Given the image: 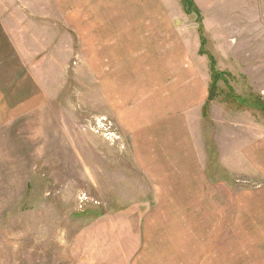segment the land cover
Returning a JSON list of instances; mask_svg holds the SVG:
<instances>
[{"label": "rangeland", "instance_id": "374dc122", "mask_svg": "<svg viewBox=\"0 0 264 264\" xmlns=\"http://www.w3.org/2000/svg\"><path fill=\"white\" fill-rule=\"evenodd\" d=\"M76 1L96 12L86 23L111 17L109 41L86 27L84 42L65 40L74 35L57 34L49 16L33 18L35 39H26L20 6ZM131 1L0 0V264H123L112 226L135 227L155 209L140 163L157 150L170 151L162 166L175 156L195 164L159 171L175 199L195 195L197 225L209 210L200 263L264 264V0H194L206 54L180 0H142L148 25ZM158 1L169 5V36L143 41L163 28ZM185 177L194 191L176 187ZM120 235L134 259L147 234Z\"/></svg>", "mask_w": 264, "mask_h": 264}, {"label": "crops", "instance_id": "0c3cea01", "mask_svg": "<svg viewBox=\"0 0 264 264\" xmlns=\"http://www.w3.org/2000/svg\"><path fill=\"white\" fill-rule=\"evenodd\" d=\"M141 1L142 0L131 1V4L127 6L132 9L134 7L135 13L139 14L143 23L148 25L149 21H147V11H144L143 4L141 3ZM80 2L81 1H76L74 3L57 2V6H52V4L47 2L45 4H42L43 7L40 5V3L36 2L33 4H28L25 7L20 6L23 7V9L28 10L26 25L29 33H27L26 39H35L34 34L36 33L37 23H34L35 21L33 18H43L49 16L52 18L59 19L56 23V25L59 24L60 27V30H56L57 34L59 33L60 35V33L62 32L66 33L67 31H70V33L74 35L73 37L65 36V40L73 39L78 42H84L85 39L83 37L82 32H84L86 27L91 29V33H95V35L92 37V40L102 43L104 41H109L111 39V17L107 19L102 18V20L98 22L93 21L92 23H86L84 21L85 17H90V15L93 16L96 14V12H94L93 8H89L92 6L84 5ZM154 6H156V13H158V16L156 17V22L162 24L163 28L159 29V32L151 37H148V35L144 33L139 37V39L143 41L153 40L159 42L160 40H166L165 37L169 36L165 34V30L168 27L167 24L170 20H172L171 13L166 11L169 5H166V3L163 1H158L155 2ZM20 7L18 6L17 8H15L16 12L18 11V9L20 10ZM109 15L110 13H108V16ZM121 15L126 16L127 13ZM128 25L129 24H124L123 27H118L119 31L123 32L127 29ZM33 27L34 33L31 32ZM146 32H149V30H147ZM68 33L69 32H67L66 34ZM41 38L46 39V37ZM51 39H53V37ZM100 46L101 45H99L98 48ZM94 47H96L97 49L96 45H94ZM162 153H164L163 159H167L170 151L162 150L161 152L157 150L156 154L153 156L155 161L144 162L145 164L140 163V167L142 169L148 170V178L150 179V183L154 185L153 188L156 197L155 200H157L155 209L149 211L148 215L146 213L144 215L146 219H142L141 221H139V223L137 222L135 227L132 225H127L128 223L125 224L126 222L123 225L112 226V232L117 236V241L113 243L115 244V246H113V250L115 251V249L121 248L123 246L124 250H126L128 253H126L127 256H125V258L123 257V264H201V259H198V256L196 257L197 248H202V244H211L209 241L206 240V235L204 234L205 229H203V226H207L209 220V210L201 209L202 225H197L195 211L190 210L189 204L190 200L196 199L195 195H192L191 193H186L183 194L181 197L175 199L173 190L170 189L167 184L164 185L165 177H161V172L159 170L163 167L173 168L177 164L176 160L179 161L178 163H181L182 161L180 160L179 156H175V159L172 160V162H169V166H162V164L168 163L159 160V157L162 155ZM188 157L189 156H184L182 158L183 160H185L184 162L188 161ZM184 162H182L181 165H183V167H186L187 164L184 166ZM187 163L191 164L189 166L194 168L195 164L193 162L189 161ZM195 180V178L191 179L189 177H185L183 179H178L177 182H175V185L182 192H192L194 191L193 187L195 183L193 182ZM161 194L164 197H162ZM163 198L167 199V202H163L161 200ZM181 200H187L186 202H188L189 209L181 208ZM219 213L221 216L222 212L219 211ZM135 231H142L144 234H147V240L146 244H142L143 247L141 248V250L135 253V255L137 254V256L133 259L132 251L129 250L131 248L130 238L125 235L122 237L120 234L123 232L132 233ZM150 233H152L153 239L149 236ZM196 234H198V236ZM113 237H111V232L110 234L108 232V236L106 237L108 242L105 251L110 254H112L111 238ZM217 241L218 244L221 245L222 236H219V239ZM117 244L126 245H122L120 247L117 246ZM134 248L136 249V246H134ZM116 253L117 252H115V255ZM100 261L99 263H101ZM218 263L220 264V261L213 262V264Z\"/></svg>", "mask_w": 264, "mask_h": 264}, {"label": "trees", "instance_id": "16d2710c", "mask_svg": "<svg viewBox=\"0 0 264 264\" xmlns=\"http://www.w3.org/2000/svg\"><path fill=\"white\" fill-rule=\"evenodd\" d=\"M180 5H182V8L184 10V12L187 14H194V16H196V22L198 24V32H199V41H200V49H199V53L201 52V54H206V52H204V46H205V40H204V36H203V26H202V17L199 15L200 14V11L199 9L197 8L196 4H194V0H180ZM208 59L210 61V72H211V75L212 76V79L213 81L215 82L218 77H220L219 73L216 71L215 69V64H214V60L213 58L208 55ZM210 90L212 88L209 87ZM214 89V88H213ZM209 99H210V96H209ZM258 105L259 107L263 108V105L261 103H259L258 101Z\"/></svg>", "mask_w": 264, "mask_h": 264}]
</instances>
